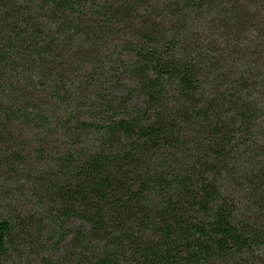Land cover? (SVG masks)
<instances>
[{"label":"trees","instance_id":"trees-1","mask_svg":"<svg viewBox=\"0 0 264 264\" xmlns=\"http://www.w3.org/2000/svg\"><path fill=\"white\" fill-rule=\"evenodd\" d=\"M258 5L0 0V264L40 238L63 264H230L257 244L224 195L251 110L218 42Z\"/></svg>","mask_w":264,"mask_h":264},{"label":"rangeland","instance_id":"rangeland-1","mask_svg":"<svg viewBox=\"0 0 264 264\" xmlns=\"http://www.w3.org/2000/svg\"><path fill=\"white\" fill-rule=\"evenodd\" d=\"M250 22L241 35L229 32L221 46L220 66L225 86L239 92L250 108L236 146L235 160L224 176V195L234 204L236 222L256 232L257 244L240 253L230 264H264V6L249 10ZM228 20L230 14H218ZM228 17V18H227ZM253 26V27H250ZM226 38V39H225ZM57 243L47 238L18 242L5 264H63Z\"/></svg>","mask_w":264,"mask_h":264}]
</instances>
